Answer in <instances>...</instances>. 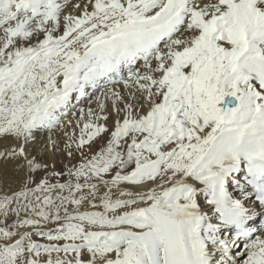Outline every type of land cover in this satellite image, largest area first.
<instances>
[{"label":"snow or ice","instance_id":"1","mask_svg":"<svg viewBox=\"0 0 264 264\" xmlns=\"http://www.w3.org/2000/svg\"><path fill=\"white\" fill-rule=\"evenodd\" d=\"M0 264H264V0H0Z\"/></svg>","mask_w":264,"mask_h":264}]
</instances>
